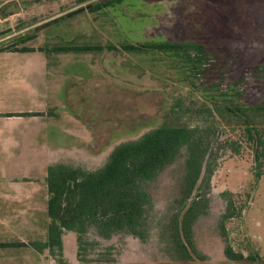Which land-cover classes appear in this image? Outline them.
Listing matches in <instances>:
<instances>
[{
    "label": "rangeland",
    "instance_id": "rangeland-1",
    "mask_svg": "<svg viewBox=\"0 0 264 264\" xmlns=\"http://www.w3.org/2000/svg\"><path fill=\"white\" fill-rule=\"evenodd\" d=\"M15 8L17 13L12 12ZM165 42L201 45L208 60L205 70L201 74L194 70V52L123 50L124 46ZM67 46L97 50L51 52ZM21 48L40 50L48 54L50 67L57 64L59 70L49 71V86L53 79L62 86L56 109L71 115L67 131L72 134V139L57 136L58 143L64 141L71 151L69 159L58 160L88 171L101 168L118 145L138 141L160 127L179 97L208 104L264 103V0H0V51ZM15 56V61L35 58L29 74L38 82V57ZM65 97L69 98L66 104ZM185 155L182 149L173 163L145 185L149 206L141 239L125 232L102 239L90 227L80 257L75 254V236L65 233L68 259L54 250L42 263H34L32 258L17 256L33 249L9 248L2 252L0 264H264V174L256 177L248 148L238 155L219 154L206 209L191 225L193 250H188L189 259L185 257L173 237ZM32 156V166L46 159L39 152ZM16 162L11 171L23 172ZM28 173L36 177L40 172ZM228 198L235 214L223 224L225 239L219 224ZM8 199L0 203L1 219L6 222L0 242L41 241L42 236L32 234L33 230L10 224L22 220L16 216L18 211L44 210L40 194L31 204ZM227 244L247 260H228Z\"/></svg>",
    "mask_w": 264,
    "mask_h": 264
},
{
    "label": "trees",
    "instance_id": "trees-1",
    "mask_svg": "<svg viewBox=\"0 0 264 264\" xmlns=\"http://www.w3.org/2000/svg\"><path fill=\"white\" fill-rule=\"evenodd\" d=\"M80 3L90 0H79ZM141 49L160 53L194 52V70L201 74L205 69L206 52L201 45L189 43H154L141 47L124 46L126 52ZM92 47H57L52 53H89ZM8 51V50H7ZM32 48L8 52H32ZM6 52V51H0ZM193 70V71H194ZM236 137V138H234ZM248 148L253 154L256 177L264 174V103L257 105L208 104L179 97L171 104L164 122L156 130L134 142L115 147L106 163L94 171L63 164L47 168V243L32 244L37 251L49 249L62 252V236L71 232L80 257L84 236L90 227L102 239L125 232L134 238L143 237V221L149 196L145 185L169 166L185 149L184 176L177 200L173 237L176 244L190 258L193 250L190 239L194 219L206 209L207 191L219 154L229 151L238 155ZM198 188L197 196H192ZM203 189V190H201ZM205 189V190H204ZM191 201V202H190ZM188 202H190L188 204ZM182 214L181 231L179 217ZM234 207L227 199L224 213L220 216L222 237L227 239L224 222L234 216ZM6 244L3 247H12ZM225 257L234 262L247 260L235 253L227 244Z\"/></svg>",
    "mask_w": 264,
    "mask_h": 264
},
{
    "label": "crops",
    "instance_id": "crops-1",
    "mask_svg": "<svg viewBox=\"0 0 264 264\" xmlns=\"http://www.w3.org/2000/svg\"><path fill=\"white\" fill-rule=\"evenodd\" d=\"M18 54L38 57L40 63L38 73L41 77L38 82L32 80L31 74H29L30 70L34 71L35 58L27 57L23 61H15L17 57L15 55ZM48 59V54L40 52V50L37 52L36 50L32 52H0V203H6V199L11 197L8 200L12 202L24 200L31 204L35 201L34 198L40 194L42 206H44V210L40 211L34 207H30L29 210L18 211L16 216L22 220L10 222L11 225H19V228L24 230H33L32 234H40L42 240L30 242L19 240L20 242L16 244L12 243V247H3L10 243L0 242V256H3L2 252L9 248L33 249L34 252H24V257L20 255L22 253L17 254V256L23 259L32 258L34 263L44 261L43 258L48 255L47 253H51L49 249L37 251L32 246V244L47 243L49 224L47 216V168L57 164L65 165L67 163L59 160L71 157V151L68 150L66 143L64 141L58 143L57 141V136L72 139L70 136L72 134L67 131L70 127L71 115L66 116L68 114L65 111L63 113L61 109L60 111L56 109L60 105V101L57 102L56 100L59 99L57 91L62 86L57 79H53V84L49 86L51 83L48 79L50 69L55 67L57 71L59 68H57V64L50 67ZM2 69L4 70L1 71ZM68 99L67 97L63 98V103L66 104ZM47 110L52 112L47 114ZM38 113H43V115L38 116ZM58 130H61L62 133ZM66 133H69V136ZM35 152L46 155V159L41 160L39 166L36 161L34 166L29 162L35 158L32 156ZM74 155L76 154L73 153ZM77 155L78 157L81 156L78 153ZM16 161L21 163L19 168H23L22 174H14L11 171L12 168H15L13 163ZM31 170L33 172L38 170L40 173L34 177L28 173ZM37 177H40L41 182L38 181ZM2 215L3 211L0 210L1 231L6 224L1 219ZM66 233L73 234L71 232ZM75 254L77 257V252ZM62 255L65 259L69 257L63 239Z\"/></svg>",
    "mask_w": 264,
    "mask_h": 264
},
{
    "label": "water",
    "instance_id": "water-1",
    "mask_svg": "<svg viewBox=\"0 0 264 264\" xmlns=\"http://www.w3.org/2000/svg\"><path fill=\"white\" fill-rule=\"evenodd\" d=\"M18 11H19L18 8L12 10L13 13H17Z\"/></svg>",
    "mask_w": 264,
    "mask_h": 264
}]
</instances>
